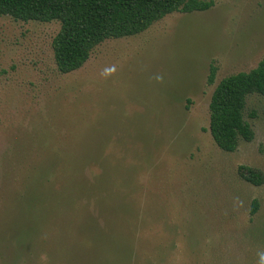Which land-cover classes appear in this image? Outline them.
<instances>
[{"label": "rangeland", "instance_id": "rangeland-1", "mask_svg": "<svg viewBox=\"0 0 264 264\" xmlns=\"http://www.w3.org/2000/svg\"><path fill=\"white\" fill-rule=\"evenodd\" d=\"M213 1L68 73L58 21L0 16V264H264V94L250 141L208 130L218 81L264 56V0Z\"/></svg>", "mask_w": 264, "mask_h": 264}, {"label": "trees", "instance_id": "trees-1", "mask_svg": "<svg viewBox=\"0 0 264 264\" xmlns=\"http://www.w3.org/2000/svg\"><path fill=\"white\" fill-rule=\"evenodd\" d=\"M213 4V0H0V16L58 21L53 56L58 71L68 73L80 68L106 39L138 34L169 13L206 10ZM215 73L216 67L210 64L208 84L213 83ZM252 93L264 94V56L253 68L221 78L211 93L208 130L220 149L232 152L240 139L253 138L243 116L246 98ZM239 173L252 184L263 182L256 168L240 166ZM257 205L254 199L251 214Z\"/></svg>", "mask_w": 264, "mask_h": 264}]
</instances>
